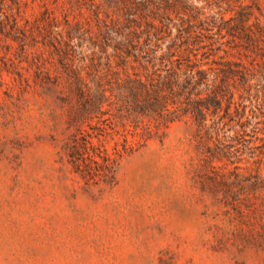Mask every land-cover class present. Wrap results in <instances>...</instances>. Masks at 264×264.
Masks as SVG:
<instances>
[{"label": "trees", "instance_id": "16d2710c", "mask_svg": "<svg viewBox=\"0 0 264 264\" xmlns=\"http://www.w3.org/2000/svg\"><path fill=\"white\" fill-rule=\"evenodd\" d=\"M0 34L27 62L9 95L55 105L76 171L112 179L184 122L218 242L264 250L262 0H0Z\"/></svg>", "mask_w": 264, "mask_h": 264}, {"label": "rangeland", "instance_id": "374dc122", "mask_svg": "<svg viewBox=\"0 0 264 264\" xmlns=\"http://www.w3.org/2000/svg\"><path fill=\"white\" fill-rule=\"evenodd\" d=\"M6 43L0 34V264H264L261 248L218 242L223 209L197 183L184 122L124 157L114 178L84 177L62 157L55 105L9 95L27 62L15 48L5 57Z\"/></svg>", "mask_w": 264, "mask_h": 264}]
</instances>
